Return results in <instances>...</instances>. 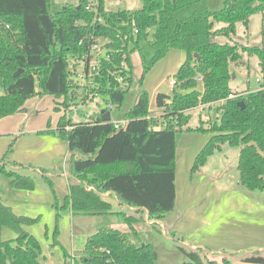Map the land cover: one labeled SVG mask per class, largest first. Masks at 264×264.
<instances>
[{"label": "trees", "instance_id": "16d2710c", "mask_svg": "<svg viewBox=\"0 0 264 264\" xmlns=\"http://www.w3.org/2000/svg\"><path fill=\"white\" fill-rule=\"evenodd\" d=\"M223 2V8L214 11L208 0H142L139 9L109 10L105 0H99L105 23L95 25L88 0L61 7L52 0H0V119L24 109L37 91L72 100L76 96L72 61H81L92 37L104 38L108 49L109 57L101 62L96 77L98 92L107 105L121 104L131 90L133 52L141 56L140 86L170 49L187 53L174 76L172 94L159 92L156 96V104L164 110L160 120L149 118V92L141 88L125 115L127 123L120 128L111 120L103 121L99 112L94 119L83 121L71 120L66 114L57 129L42 131L57 133L69 145V193L61 205L56 198L57 207L70 206L74 215H120L134 235H139L137 214L151 224H163L175 208L176 135L184 130L212 134L198 153L193 172L222 144L229 143L240 147L237 169L241 184L252 191L264 190V77L260 90L238 92L230 85V65L241 59L240 51L256 54L264 74V48L213 39L234 32L240 21L248 28L254 14L263 17L264 39V0ZM219 23L224 25L216 26ZM120 76L125 79L123 87L114 86ZM197 77L202 78L203 90L198 88ZM233 93L236 97L229 99ZM221 100L224 103H219ZM240 101L245 102L244 109ZM200 103H219V115L211 127L189 125V110ZM16 139L1 158L0 177L10 176L15 187L30 189L34 187L31 176L7 170ZM42 175L53 185L49 175ZM112 193L122 204L134 207V215L115 212ZM33 221L17 215L0 196V264H44L41 242L22 226ZM4 227L11 228L16 237L4 239ZM86 241L85 255L75 258L74 264H156L154 243H135L121 229L104 226ZM178 248L189 257L182 264H219L207 258V248ZM53 264L68 262L59 259ZM221 264H264V255L254 249L238 262L224 257Z\"/></svg>", "mask_w": 264, "mask_h": 264}, {"label": "rangeland", "instance_id": "374dc122", "mask_svg": "<svg viewBox=\"0 0 264 264\" xmlns=\"http://www.w3.org/2000/svg\"><path fill=\"white\" fill-rule=\"evenodd\" d=\"M52 1L61 7L68 4H78L80 0ZM88 1H90V3H96L99 0ZM208 2L212 11L219 10L224 6L223 0H208ZM105 5L109 10H130L143 7L142 0H105ZM250 18L251 21L248 28L243 22H237L234 32L229 35L222 34L216 36L213 38L214 41L216 40L220 43L230 44L237 43L241 46L259 45L264 48V39L261 34V30L263 28L262 17L260 14H254ZM223 25L224 24L219 23L216 26ZM170 50L174 53H170L171 55L167 56H172L177 52L183 51L176 48H172ZM240 52L242 54L241 59L238 62H232L230 65V69L233 73V78L230 82L232 89L238 92H245L248 89H250L248 90L249 92L262 89L261 83L264 74L260 65L259 57L256 54H249L244 51ZM131 55L133 59L134 78L131 90L126 94L124 101L119 105H115L111 111L112 122L115 123L118 121L121 122L125 119L126 113L133 107V103L135 102L141 88L149 91V105H152L153 108L157 107L155 96L158 91L168 92V94L171 95L174 89V74L166 76L163 83L159 85L160 89L158 91H155L156 89L154 88L158 84V79L165 73V71H178L176 66H164L170 57L165 56V60L162 59V62H160L161 60L157 62L149 70L151 71L150 74H148L149 76L147 75L148 77H145L143 85L140 86L139 79L142 74L141 56L138 52H133ZM72 63V68H75L73 72V79L75 82L76 96H74L70 101H66V98L60 97V100L57 101V105H59V109L64 111V114H67L71 120L83 121L94 119L98 116L99 112L107 108L106 99L102 96V94H100V92H98L97 88H94L95 86L92 80L88 79V83H86L85 79H78V74L83 71L82 62L73 60ZM162 66L164 67L163 73L158 74L161 69L160 67ZM196 81L198 82V88L203 90L204 86L202 79L197 77ZM38 95L40 94L37 91L28 100H31L32 102V100L37 99L35 97ZM219 103H224V100H221ZM219 103L213 104L212 106L200 103V105L196 107L198 110L189 112L192 120L190 126L194 128L201 126L207 128L211 127L212 124L217 121V117L219 115L217 107ZM55 106L54 96L52 94L45 95L40 100V104H38L37 107L38 110L36 108V113L39 111L38 114L42 116L44 122H48L49 120L51 121L52 119L59 117ZM7 126L13 127L14 125L9 123ZM23 127L27 128V125L23 123L22 128ZM209 134V136H211V133ZM39 136L49 137L44 139V143L40 144L51 150L52 141L50 137H56L62 141L64 143L65 156L67 155V152L69 151L68 140H64L63 138L57 137L53 134ZM176 137L179 142V146L184 145L186 140L193 144L196 143V139L193 138L196 137V135L189 133L187 130L178 132ZM9 141L10 135L8 133H0V161L9 147ZM17 145L18 142L16 143L14 152L10 155L9 159L11 163L7 164V170L13 172L17 171L18 167L12 164L14 163L13 160H18L19 164L21 163V166L30 167L31 169H26L34 176V187L30 189L18 186L15 187L8 176H1L0 193L5 194V196L10 199V203L14 205L15 209L23 212L19 215L35 219L33 222H24L22 226H24V228L29 232L33 233L41 242L42 252L46 255L44 264H50L51 262L59 259L62 262L67 261L68 264H74L73 261L75 258L81 259V257L85 255L84 248L87 238L104 226L121 229L122 231L128 233L130 239L135 242L140 241L137 236L143 239V241H145V239H152L148 240V242H154L156 245V264H182L189 260V257L178 248V245H183L181 238L174 236L175 233L172 228H165L162 223L160 224L157 222L156 224H151L152 222H148V220H146L142 215L137 214V216H140V220L137 222L139 235H134V233L129 229L128 224L123 221L120 215L113 213L73 215L70 206L63 209L57 207L55 204L56 198H58L59 203L62 204L68 193V176L66 175L70 167L69 156H67L64 161L62 159L58 165L49 164L46 156L42 157L41 161H24L23 157L25 154V148L23 146L22 149L18 150ZM239 156L240 147H234L229 143H224L221 145L220 149L215 150L213 154L210 155L206 162L207 168L205 170L213 175H216L227 169L230 170L232 174L236 173L238 175V169L236 168ZM32 169L36 170L32 172ZM54 171L60 174L54 179L53 185H50L48 180L44 177V175H42V172L50 175L51 172ZM255 192L256 196L259 195L260 202H262V206H264V190H255ZM19 193H23V196L21 197ZM27 193H29V196ZM124 211L127 212L126 210ZM58 212L60 213L59 216ZM238 217L242 219L245 216L242 214L238 215ZM260 217L262 219V224L264 225V213H261ZM160 229H162L161 232ZM2 236L4 239L14 238L16 237V233L11 228L4 227ZM187 247L190 248V246ZM72 251L73 254L69 253ZM259 251L262 255H264V247L260 248ZM66 253L69 254L65 256ZM207 254L208 259L216 260L219 264L223 263L224 257L229 258L232 262H236L238 257H243L238 256L239 254H231V252L229 253L227 251L208 252Z\"/></svg>", "mask_w": 264, "mask_h": 264}, {"label": "crops", "instance_id": "0c3cea01", "mask_svg": "<svg viewBox=\"0 0 264 264\" xmlns=\"http://www.w3.org/2000/svg\"><path fill=\"white\" fill-rule=\"evenodd\" d=\"M171 51L172 50H169L167 55L174 53ZM167 55L166 57L170 58L168 59V62L164 64V66H176L178 71L183 62L187 59V53L184 50L182 52H177L172 56ZM163 60H165V58ZM160 62H162V60ZM160 68L161 69L159 70L158 74L163 73L164 67L162 66ZM178 71H165V73L162 74V76L158 79V84L154 87L156 89L155 91L160 89L159 85L163 83L167 75L174 74L175 76ZM158 93L159 91L156 93V96ZM162 93L166 94L168 92ZM43 96L45 95L36 96L35 98L37 99L32 100V102L31 100L26 101L23 106L24 109L16 112L12 116L1 118L0 133H8L10 135L8 146H10L14 137L17 136L16 141L18 142V150L22 149L23 146L25 148V154L23 157L24 161H41L42 157L46 156L48 158L47 162L49 164L51 163L52 165H58L62 159L64 161L65 158L69 156L70 151H68L67 155L65 156L64 143L56 137H50L52 141V150L45 148L40 143H44V139L49 137L39 135L53 134L59 137L57 133H45L42 131L49 128L57 129L60 118L65 114L64 111L59 109V105H57V101L60 99L53 95L56 104L55 107L58 111L59 117H56L51 121L49 120L48 122H44L42 116L38 114L39 111L36 113V108L38 107V104H40V100L43 98ZM112 109L113 107L107 105L106 110L110 112L111 121ZM195 110L198 109L194 108L189 110V112H193ZM101 112L103 113V111ZM163 113V108H160L158 104L156 108H153L152 105H150L149 118L154 117L160 120ZM9 123H12L14 126L8 127L7 125ZM23 123L27 125V128H22ZM189 133L196 135V137H193L196 139L195 144L186 140L184 145L179 146V142L177 140L175 168V208L173 211L169 212V214L163 220L165 228H172L175 236L177 238H181V241L186 248L187 246H190V248L194 249L201 247L203 249L207 248L209 252L228 251L231 253H237L239 254L238 256H243L244 254L249 255L250 252L254 251V249H260L264 247V225L262 224V219L260 217L261 213H264V206H262L263 204L260 202L259 195L256 196L255 190L252 191L241 184L239 170L238 175L236 173L232 174L230 170L227 169L219 172L216 175H213L205 170L207 168L206 163L202 165L198 171L193 172L192 168L197 156L199 155L198 153L208 143V141L211 139V136H209L210 134L208 132L204 131H189ZM13 162L19 165L17 166L18 168L16 172L22 175L31 176L34 179V176L31 175V173H29L26 169L30 167L21 166V163L19 164L18 160H13ZM34 170L32 169V172H34ZM59 174L60 173L54 171L51 172L49 176L54 182V179ZM66 176H68V174ZM8 177L12 182L13 178L10 176ZM108 194L109 192L106 193V195ZM19 195L22 197L23 193H19ZM27 195L29 196V193H27ZM0 196L2 197L3 202L10 206L17 215L23 213L20 210L14 208V205L10 203V199H8L5 194L0 193ZM111 199L112 206L114 207L113 210L115 212L123 210H126L129 214L136 212L134 207L122 204L119 198H117L116 194L112 193ZM242 214L245 217L241 219L238 217V215ZM31 234L34 235L33 233ZM138 239H140L138 242H144L140 237H138ZM148 240L152 239H145V242H148ZM73 251L69 253L73 254ZM43 256L46 257L44 253ZM240 259L241 258L238 257L236 262L240 261ZM54 262H56V260ZM54 262H51L50 264H53Z\"/></svg>", "mask_w": 264, "mask_h": 264}, {"label": "built area", "instance_id": "2783aa9c", "mask_svg": "<svg viewBox=\"0 0 264 264\" xmlns=\"http://www.w3.org/2000/svg\"><path fill=\"white\" fill-rule=\"evenodd\" d=\"M88 10L94 12V19H93V24L97 25V23H105V18L103 16V13L100 9L99 1L96 3H91L87 7ZM9 27V26H8ZM106 42L105 39L97 36V37H92L90 46H89V51L85 54L82 55L81 61L82 62V70L81 73L78 74V79L82 80L85 79L86 83H88V79L92 80L94 83V88H98L100 83H97V78L98 75H100V69L99 67L101 66V62L104 60V58L109 57L108 54V49L106 48ZM201 78V77H200ZM202 79V78H201ZM125 82L124 77L120 76L116 78V82L114 86H119L121 85L123 87ZM174 84V82H173ZM263 88V87H261ZM237 94H230L229 99H232L235 97ZM110 107H114L111 104H108ZM127 123V120H123L121 122H116L115 127L120 128L123 125Z\"/></svg>", "mask_w": 264, "mask_h": 264}, {"label": "water", "instance_id": "95a60500", "mask_svg": "<svg viewBox=\"0 0 264 264\" xmlns=\"http://www.w3.org/2000/svg\"><path fill=\"white\" fill-rule=\"evenodd\" d=\"M198 57V55H196ZM20 73V70L16 71L15 74H19ZM239 105L244 109L245 108V102L243 101H240ZM103 116H102V119L103 121L107 122V121H110L111 120V117H110V112L107 111L106 109H103Z\"/></svg>", "mask_w": 264, "mask_h": 264}]
</instances>
